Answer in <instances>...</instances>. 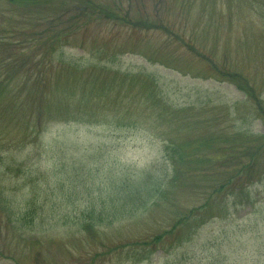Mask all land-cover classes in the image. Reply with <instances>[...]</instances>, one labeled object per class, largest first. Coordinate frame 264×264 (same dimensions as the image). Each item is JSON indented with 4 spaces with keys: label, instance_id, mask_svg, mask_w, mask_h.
<instances>
[{
    "label": "rangeland",
    "instance_id": "obj_1",
    "mask_svg": "<svg viewBox=\"0 0 264 264\" xmlns=\"http://www.w3.org/2000/svg\"><path fill=\"white\" fill-rule=\"evenodd\" d=\"M255 221L264 0H0V264H210Z\"/></svg>",
    "mask_w": 264,
    "mask_h": 264
},
{
    "label": "trees",
    "instance_id": "obj_2",
    "mask_svg": "<svg viewBox=\"0 0 264 264\" xmlns=\"http://www.w3.org/2000/svg\"><path fill=\"white\" fill-rule=\"evenodd\" d=\"M10 1L15 2L16 0ZM28 1L31 0H23V3ZM226 228L229 229L230 234L234 236V243L237 245L236 250L232 251L231 253L235 256H232L231 259H223L222 261H219L217 260V257H214L210 264L212 262L213 264H248L250 260L252 264H264V227H262L260 223L255 221L251 224H244L243 227L240 225H230L226 226ZM232 248V245L230 247L228 245L227 247L229 252ZM253 257H255L254 260H252Z\"/></svg>",
    "mask_w": 264,
    "mask_h": 264
}]
</instances>
